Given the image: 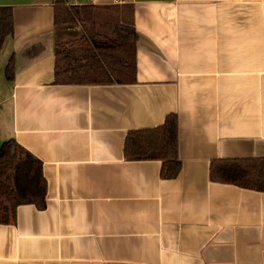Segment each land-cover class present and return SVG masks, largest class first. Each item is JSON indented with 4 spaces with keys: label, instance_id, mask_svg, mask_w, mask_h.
<instances>
[{
    "label": "crops",
    "instance_id": "obj_1",
    "mask_svg": "<svg viewBox=\"0 0 264 264\" xmlns=\"http://www.w3.org/2000/svg\"><path fill=\"white\" fill-rule=\"evenodd\" d=\"M57 2L0 0L15 21L0 142L37 158L47 184L45 209L0 225V264H264V192L211 179L213 163L264 159V0H128L139 40L125 85L56 82V42L82 35L56 27ZM171 115L182 169L165 180L125 145Z\"/></svg>",
    "mask_w": 264,
    "mask_h": 264
},
{
    "label": "trees",
    "instance_id": "obj_2",
    "mask_svg": "<svg viewBox=\"0 0 264 264\" xmlns=\"http://www.w3.org/2000/svg\"><path fill=\"white\" fill-rule=\"evenodd\" d=\"M55 25L81 27L79 39L56 42V82L75 85L134 84L137 74L139 35L128 6H69L58 0ZM13 9L0 7V49L14 33ZM6 76L14 80V61ZM129 161H160L161 176L176 179L182 169L179 159L178 118L171 115L163 126L131 132L126 140ZM211 179L256 192H264V159L213 163ZM47 184L42 163L14 140L0 142V225L16 222L20 206L46 208Z\"/></svg>",
    "mask_w": 264,
    "mask_h": 264
},
{
    "label": "built area",
    "instance_id": "obj_3",
    "mask_svg": "<svg viewBox=\"0 0 264 264\" xmlns=\"http://www.w3.org/2000/svg\"><path fill=\"white\" fill-rule=\"evenodd\" d=\"M128 2V0H113V3L117 6H122L124 4H126Z\"/></svg>",
    "mask_w": 264,
    "mask_h": 264
}]
</instances>
